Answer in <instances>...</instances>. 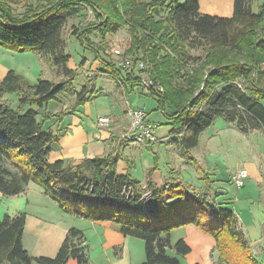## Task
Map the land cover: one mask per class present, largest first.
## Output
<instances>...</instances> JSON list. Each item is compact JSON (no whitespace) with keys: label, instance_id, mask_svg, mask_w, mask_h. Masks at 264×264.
I'll return each instance as SVG.
<instances>
[{"label":"trees","instance_id":"obj_1","mask_svg":"<svg viewBox=\"0 0 264 264\" xmlns=\"http://www.w3.org/2000/svg\"><path fill=\"white\" fill-rule=\"evenodd\" d=\"M22 1L20 12L10 5ZM173 1L0 0V46L37 53L52 66H60L65 76L59 82L39 78L29 84L8 70L0 80V195L21 194L34 182L67 212L91 221H113L123 236L143 240L145 259L140 264H179L178 257L189 254L191 248L184 239L171 245L170 233L188 224L211 235L222 255L239 260L247 243L237 239L236 218L226 202L210 204L208 195L200 197L184 181L158 186L134 179L130 170L118 174L117 154L83 158L77 163L49 158L61 133L52 130L50 121L57 114L45 112V106L67 94L71 95L69 106L84 104L92 96L87 84L79 91L71 87L77 73L66 67L72 55L66 51L63 36L68 19L85 9L98 21L81 23L71 32L84 49L92 34L105 37L123 26L130 29L132 50L127 52L145 58L151 64L152 77L162 85V91L150 89L148 95L170 125V142L186 151L197 146L199 135L219 117L243 134L257 130L264 135V1L254 12L255 0H233L228 17L201 14L199 0ZM162 10H166L164 15H160ZM185 46L208 49L194 57ZM92 52L99 72L123 88L126 83L142 87L131 73L117 68L100 52ZM187 64L198 65L189 73ZM8 93L15 95L16 105L3 98ZM155 169L153 166L146 174L150 176ZM202 179L207 182L203 174ZM129 188L132 196H126ZM145 192L151 194L148 201L143 198ZM66 203L74 204L73 208ZM77 204L90 210L82 212ZM24 227V213L0 221V264H67L70 258L78 264L88 263L82 231L70 227L53 257L31 256L22 244Z\"/></svg>","mask_w":264,"mask_h":264},{"label":"rangeland","instance_id":"obj_2","mask_svg":"<svg viewBox=\"0 0 264 264\" xmlns=\"http://www.w3.org/2000/svg\"><path fill=\"white\" fill-rule=\"evenodd\" d=\"M263 1L255 0L252 4V10L254 12L257 11ZM174 2L182 4L184 0H175L172 3L175 4ZM23 3L24 1L10 5L16 12H20L23 9ZM165 12L166 10H162L160 15H164ZM199 12L212 16L228 17L232 14V3L229 0H199ZM97 21L98 19L93 17L91 11L85 9L80 14L69 18L63 29V36L67 43L66 51L73 52L72 58L66 64V67L76 70L77 77L75 81L89 86H91L97 77L96 67L98 63L95 60L89 66L86 58L82 60L80 53L84 48L76 43L77 40L72 36L71 32H74L75 26L81 23ZM131 40L132 33L130 29L128 26H123L116 32L107 34L105 37L97 33L92 34L89 36V42L86 41L89 45H85L84 50L87 52L97 51V53L100 52L99 54L106 56L107 59H111L109 52L112 48L117 47L124 52L132 50L130 46ZM185 48L194 57L204 55L208 49L207 47L189 48L188 46H185ZM167 52L175 57L174 53H171L168 49ZM81 60L83 61V63L81 62L82 64H80ZM0 65L5 66L7 71L13 70L23 76L29 84L36 83L39 78L55 82L65 79L60 66H52L48 60L32 51L14 52L0 46ZM197 65L187 64L186 68L191 73ZM78 85L80 84L76 86ZM116 93L119 94V91ZM70 96L67 94L60 97L58 103L51 100L45 107H49V109L56 108L58 105H61V102L68 101ZM3 98L8 99L11 102V106L17 103L13 93L4 94ZM127 99L132 106L144 104L148 122L163 124L167 121L161 111L155 110V99L141 96L135 98L129 96ZM124 101L122 97L117 102V106L121 110L122 107L124 108ZM96 103H90L89 105L94 108ZM166 106L167 112L170 113L171 107L167 104ZM78 108L83 111V106ZM84 119L86 123H89L88 117ZM255 132L257 130H251L247 135H244L234 124L227 123L223 118L219 117L215 119L208 129L199 135L197 146L187 151L181 149L177 144H174V147L168 146L166 148L165 156H168L170 160L169 171L174 169L179 172L168 173L166 175L168 177L164 178L162 185L169 183V181L184 180L183 184L185 185L189 184L193 187L194 184L199 196L203 197L202 190L198 188L199 182H197V179L201 174L206 176V188L212 193L206 200L213 205L222 203V201L226 202L224 205L231 208L239 219V222L236 220V232L238 233L235 235L237 239L238 237H244L243 239L247 243V246L239 252V260L235 256L231 258L225 257L221 254L220 249L215 246L204 251L206 255L203 251L200 252L199 249L194 248L189 254L178 257L179 264H264V135ZM122 139L124 140V138ZM127 144L137 152L136 157H138V161H136L137 165L134 175L130 174L138 181L146 174V166L145 171H143L141 165L146 164L147 166L150 165L151 168L153 166L157 168L163 166L164 162H168L167 160L163 161L161 156L159 157L155 154L154 148L148 147L144 149L142 148V144L131 140H127ZM145 151L151 153L152 159L149 161H147L148 157ZM125 153L129 154L128 150ZM126 156L122 154V157L125 159L124 161L129 165ZM196 164L200 166L202 172L196 170ZM239 169H245L248 176L244 179L243 185L238 188L232 184L230 176L234 175ZM162 170L165 176L164 166ZM41 189V187L36 190L30 189L27 192L12 196L0 195V221L5 216L13 217L24 213L25 218L27 217L28 219L38 217L55 224L58 223L60 226L69 225V227H74L82 231L85 238L84 245L88 258L87 264H104L105 259H107L106 255L110 258V264H140L144 261L143 240L130 236L126 238L119 231L114 232L113 230H116V223L113 221H91L69 213L65 209L60 208ZM65 206L73 208L74 204L66 203ZM76 208L82 212L90 210L81 204H77ZM202 213L207 215L208 210ZM107 231L111 233L108 234ZM103 239L105 242L110 241V246L102 244ZM178 239L176 236L170 238L171 245H174ZM34 240L32 232H26L24 235V245L28 253L32 252ZM169 254H174L172 249L169 250ZM245 255H251L252 258H245ZM67 264L78 263L70 258Z\"/></svg>","mask_w":264,"mask_h":264},{"label":"crops","instance_id":"obj_3","mask_svg":"<svg viewBox=\"0 0 264 264\" xmlns=\"http://www.w3.org/2000/svg\"><path fill=\"white\" fill-rule=\"evenodd\" d=\"M229 1H231L232 3L233 0H229ZM76 43L79 44L77 41ZM69 52L71 53V51ZM80 55L82 60L83 58L84 59L86 58L88 60L89 66L93 64L95 60L98 63L96 67L97 77L94 79V81L90 86V89L92 91L91 94L92 96L88 102L78 106H69L71 101L69 102L68 99V101L61 102L60 105L61 107L59 105L56 108L54 107L52 109H49V107H45V112L57 114V116H55V118L53 117L52 120L50 121L52 122V130L54 132L58 130L61 133V137L59 138V140L53 143L52 145V150L49 153V158L50 160L64 159L65 161L70 163L71 162L77 163L83 158H92L98 155L106 156L108 154H114V155L117 154L119 158L115 166L116 172L118 174H125L127 170H130V173L134 175V170L137 165L136 161H138V157H136L137 152L133 149V147L128 146L126 141L128 139L123 140L122 136H123V132L127 129L129 122V117L127 114L128 108L143 107L144 109V104H142L143 106L140 104H138V106H132V104L127 98L129 96L133 98L139 96L147 98L151 96L148 95L146 90L142 89V87L140 86H135V85L133 86V84L131 85L130 83H126L125 87L123 88V86L118 81L113 79L111 76L107 75L106 73L99 72V67H100L99 62L95 58L93 52H87L86 50L82 49ZM6 72H7V68L5 66L0 65V80L4 77ZM75 79L73 80L71 87L74 91H79L85 83L83 84L81 82H77L75 81ZM77 84L80 85L76 86ZM117 91H119V94L116 93ZM60 97L55 101L56 103H58ZM122 97L125 100L124 101L125 104H124V108L122 107L121 110L117 106V102L121 100ZM94 102H97L95 107L94 108L90 107L89 104L90 103L93 104ZM262 103L264 105V101H262ZM87 104L88 106H86ZM80 106H83V111H81L78 108ZM100 116H108L110 118L109 124L103 127L97 126L96 121L97 118ZM85 117L89 118V123H86V120L84 119ZM169 130H170V126L167 124V121L163 124L159 123V126L153 130L156 142L155 144H153L152 147H150L155 149V151L153 150L154 153L157 154L159 157L161 156L163 161L164 160L168 161V162H164L163 164V166L165 167V176L164 173H162L163 166L157 167L150 176L145 174L142 178H140V181L142 183L150 181L159 186L162 185V183L164 182V178L168 177V176L166 177L168 173L179 172L174 169L169 171L170 160L168 156H165L166 148L168 146L169 147L175 146L174 143L169 141L171 138L169 134ZM255 133H261V132L257 131ZM142 148L145 149L148 147L142 145ZM127 150L129 154L125 153V151ZM145 153L147 154L148 157L147 161L152 159L151 153H149L148 151H145ZM122 154H124V156L127 155L126 158L129 161V165L124 161L125 159L122 157ZM141 166L143 171H145V166H146L145 173H147V170L151 168L150 165L147 166L146 164ZM197 180H198L197 182H199L198 188L202 190V194L205 196L211 195L212 193L208 194L205 192V190H203L205 189L206 185L202 179V174L198 176ZM169 183L171 182L169 181ZM39 187L36 183L29 182L25 192H27L30 189L36 190ZM193 187L194 189H196V186L194 184ZM235 218L239 222L238 217L235 216ZM69 228H70L69 225L60 226L58 225V223L55 224L38 217H31L29 219L26 217L25 227L22 235L23 247L25 248L24 235L26 234V232L31 231L35 240H34V244L32 245V252H29V254L31 256L53 257L56 254L59 246L61 245L64 237L66 236L67 230ZM113 231L118 232L117 228L116 230ZM107 232L108 234L111 233L110 231ZM173 236H176V238L179 239H184L191 248L190 252H192L194 248H196L199 249L200 252L203 251V253L206 255L204 251H207L208 249L214 247L213 237L209 234L204 233L201 229H199L197 226L193 224H188L174 228L170 233V238H172ZM102 241H101L102 244L104 245L108 244L110 246L111 243L110 241L105 242L104 239ZM126 241L128 240L126 239ZM26 251L28 252V250ZM106 257L107 259H105L104 264H110L109 256L106 255Z\"/></svg>","mask_w":264,"mask_h":264},{"label":"built area","instance_id":"obj_4","mask_svg":"<svg viewBox=\"0 0 264 264\" xmlns=\"http://www.w3.org/2000/svg\"><path fill=\"white\" fill-rule=\"evenodd\" d=\"M109 61L112 62L117 68L127 71L139 79L140 85L146 90L147 94L150 89L155 91H162V85L155 80L152 75L151 64L143 57L134 56L127 51L124 52L117 47L112 48L109 52ZM129 123L127 129L123 133V138L135 141L144 146L155 144L156 139L153 130L159 126L158 123H150L147 121V114L143 108L130 107L127 110ZM110 118L108 116H100L97 118V126L103 127L108 125ZM247 177L245 169H239L234 175H231V181L236 187H241L244 179ZM145 188V187H144ZM126 196H132L131 188ZM151 197L150 192H145L143 198L148 201Z\"/></svg>","mask_w":264,"mask_h":264}]
</instances>
